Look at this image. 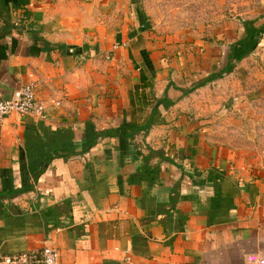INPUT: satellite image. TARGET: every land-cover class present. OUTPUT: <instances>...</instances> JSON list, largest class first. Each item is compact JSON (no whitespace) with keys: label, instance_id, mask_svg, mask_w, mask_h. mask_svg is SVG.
I'll use <instances>...</instances> for the list:
<instances>
[{"label":"crops","instance_id":"0c3cea01","mask_svg":"<svg viewBox=\"0 0 264 264\" xmlns=\"http://www.w3.org/2000/svg\"><path fill=\"white\" fill-rule=\"evenodd\" d=\"M131 2L2 0L0 99L30 85L45 117L0 122V252L48 245L61 264H264V160L211 144L178 103L211 83L194 88L225 67L230 46L190 70L145 37ZM140 71L173 105L132 141L102 136L150 117Z\"/></svg>","mask_w":264,"mask_h":264},{"label":"rangeland","instance_id":"374dc122","mask_svg":"<svg viewBox=\"0 0 264 264\" xmlns=\"http://www.w3.org/2000/svg\"><path fill=\"white\" fill-rule=\"evenodd\" d=\"M131 1L148 28L145 37L157 42L163 55L180 58L190 70L195 69V59L207 52L213 57L247 39L243 22L264 27V0ZM247 43L252 50L239 61L233 59L230 73L178 103L180 110L198 114L204 138L211 144L243 149L264 160V34L257 31ZM212 66L221 67L219 57Z\"/></svg>","mask_w":264,"mask_h":264},{"label":"trees","instance_id":"16d2710c","mask_svg":"<svg viewBox=\"0 0 264 264\" xmlns=\"http://www.w3.org/2000/svg\"><path fill=\"white\" fill-rule=\"evenodd\" d=\"M0 5L2 6V8L4 7L2 4V0H0ZM243 26L245 27V34H246L245 37H247V39L248 37L249 39L254 37V35L257 34V31L259 32L260 35L264 34V27L260 26L258 28L257 27L253 28L252 27L253 22H243ZM247 39H244V41L242 43H239L238 45H235V46L233 45L230 47V53L227 57V63L222 70H220L219 72L210 74L209 76H207V78L204 81H202L200 84H197V86H195L194 88L200 85H204L207 82L215 81L219 79L223 74L230 73L234 67L232 63L233 59L239 61L244 56H246L250 50H252L251 44L247 43ZM139 75H140V80L142 82V88L148 89L149 94L151 96V98H149V100H151V104H148L152 107V110H151L152 113L150 117L145 118L142 123L137 122L133 118H131L129 122L123 121V123L116 129L107 130L106 132H103L102 136L109 137V138H116V137L122 136L132 141L137 135V133H139L140 131H143V133L148 131V129L154 122L155 113L158 112V108L161 105L164 108H168L173 105L171 101L165 100V96L163 97L164 99L157 100L153 93V86L150 84V82L148 81L144 73L140 71ZM138 91H139V87H137L136 93ZM140 97L142 99L145 98L144 92H142ZM141 98H137L138 109L135 112H141L142 110H140L139 107H145L146 105V104H142V106H140ZM131 112H134V111L131 110ZM47 214H48V210H47ZM43 215H45V213H43Z\"/></svg>","mask_w":264,"mask_h":264},{"label":"built area","instance_id":"2783aa9c","mask_svg":"<svg viewBox=\"0 0 264 264\" xmlns=\"http://www.w3.org/2000/svg\"><path fill=\"white\" fill-rule=\"evenodd\" d=\"M12 114L40 119L45 117V108L36 98L32 86H23L13 98L0 99V122ZM0 264H61V262L57 250L45 245L39 250L14 254L0 252Z\"/></svg>","mask_w":264,"mask_h":264}]
</instances>
